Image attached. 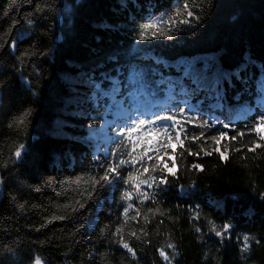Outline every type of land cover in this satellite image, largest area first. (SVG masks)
I'll return each instance as SVG.
<instances>
[{
  "label": "trees",
  "instance_id": "obj_1",
  "mask_svg": "<svg viewBox=\"0 0 264 264\" xmlns=\"http://www.w3.org/2000/svg\"><path fill=\"white\" fill-rule=\"evenodd\" d=\"M66 2L16 0L9 9L10 0H0V44L4 45L0 48V83L4 84L0 164L9 159L17 143H25L29 153L15 167L10 164L7 170L0 168L5 179L0 199L3 264H32L36 256L44 264H166L158 249L163 246L169 256H174L167 248L168 242L174 243L179 253L171 264H264V202L258 195L264 192V148L248 152L245 146L256 140L255 135L237 136L238 131L247 132L255 118L264 113V107L253 93L234 100L242 87L239 83L235 88L225 85L227 102L224 106L220 102V107L215 106V100H204L203 93L193 97L170 88V83L182 78L181 66L194 57L215 58L225 68L235 67L248 57L264 62V0H211L194 31L177 33L173 39L159 38L144 46L141 62L150 69L147 80L170 90L167 107L155 108L153 113L160 115L177 104L186 112L200 110L188 112L198 119L195 126L185 123L181 129L184 147L173 139L175 151L168 148L167 157L159 152L176 176L166 173L167 185L144 186L143 191L151 198L141 202L134 195L127 216L123 213L129 202L121 199L127 186L122 183L100 189L92 200L85 201V209L72 211L75 201L82 200L80 193L90 188L91 179L103 175L101 166L113 163L112 154L119 145L118 140L113 143V138L122 124L113 121L109 108L107 112L103 107L92 111L85 105L86 93L79 97L78 104L76 85L66 74L73 72L71 64L85 70L106 64L112 70L114 65L106 63L108 57L119 53L124 59L130 58L136 53L138 26L150 14L159 16L169 11L175 0H125V6L120 0H80L71 15L63 10ZM38 7L43 11H37ZM28 19L34 24L28 25ZM102 24L109 25V29L104 30ZM13 39L19 41L15 51L8 46ZM25 52L48 54L25 56ZM34 67L41 77L34 74ZM17 69L40 90L37 97L21 88L24 81L19 79ZM29 107L34 113L28 135L24 136L9 124ZM81 110L84 115L78 114ZM101 115L103 118H97ZM220 131H226L227 136L216 145L211 137ZM168 132L174 136L175 128L169 127ZM233 136H237L235 141L230 139ZM157 141H164L163 133L150 134L137 144L138 157L142 147H148V154L153 156L145 166L157 163ZM217 146L227 160L214 151ZM237 148L241 151H234ZM186 149L199 155H190ZM118 151L131 159L126 148L119 147ZM144 159L147 161V157ZM194 164L201 165L203 171L194 169ZM127 170L126 166L124 176ZM135 171H140L139 163ZM152 175L159 182V170ZM145 177L148 174L141 179ZM20 204L25 205L24 209ZM59 215L67 218L46 223ZM212 223L217 231L224 223L233 225L231 239L225 235L221 243L211 231ZM117 228L136 250L135 257L116 243L118 237L113 233ZM132 232L141 239L132 237ZM244 234L252 238L248 259H242L240 252ZM5 245L15 249V254L6 253Z\"/></svg>",
  "mask_w": 264,
  "mask_h": 264
},
{
  "label": "snow or ice",
  "instance_id": "obj_2",
  "mask_svg": "<svg viewBox=\"0 0 264 264\" xmlns=\"http://www.w3.org/2000/svg\"><path fill=\"white\" fill-rule=\"evenodd\" d=\"M28 3H32V0H27ZM80 0H67L63 4V10L71 15L74 11L75 5L79 4ZM121 6H125V0H120ZM16 3V0H10L9 9L12 5ZM207 4H211V0H175V5L169 11L155 16L150 14L146 18V22L140 24L137 28V48L136 53L133 54L130 58L124 59L119 53L113 54L108 57L106 63H111L114 65L112 70H108L105 65H96L93 68L85 70L82 66L71 64L70 67L73 69L72 73H67L66 75L72 80V83L76 85L75 88V98L77 103H80L79 97L82 93H86L83 96V103L87 105L92 111H97L99 108L103 107L105 112L108 108L115 107L117 105L123 106L127 103L128 99L134 96L135 92L138 89H143L148 86L147 79L150 77V69L147 65H144L141 62V53L144 49V46L156 39L167 38L173 39L177 33L180 32H192L197 27H199L200 22L204 18V13L208 11L206 7ZM37 11H43L41 8H37ZM5 16L8 15L6 10L4 13ZM16 23L15 21L13 22ZM28 25H33L34 20L28 19ZM104 30L109 29V25L102 24ZM23 35V34H22ZM17 39L11 40V43L8 45L13 51L17 47ZM143 42V43H141ZM4 45L0 44V48H3ZM41 55L47 56L48 53H28L25 52L23 55ZM23 65L21 64V68ZM182 69V78L176 82L170 83V88L175 91L179 89V92L184 95H190L193 97H200L203 93L204 100H215V106L220 107L221 101H227V88H235L236 83H239L242 87L236 92L233 97L234 100H238L242 94L253 93L257 96V102L264 107V62H256L251 57L243 58L242 61L232 68H225L219 61L215 58H192L186 64L181 66ZM19 72V79L23 80L24 83L21 84V88L27 90L31 93L33 97L39 95V89L37 86L32 84L27 77L24 76L23 72L20 69H17ZM34 74L37 77H41V73L38 68L34 67ZM76 77L77 79H72ZM254 86V87H253ZM4 88V84L0 83V90ZM33 89H36L35 91ZM155 96L156 93H153ZM201 107L203 102L201 101ZM198 108L189 109L190 111H199ZM186 112L184 107H180L179 104L175 105L170 111L162 112V114L157 115L152 113L151 118H146L145 113H138L135 116H129L127 120L123 122L122 125H118V131L116 136L113 138V143L119 141V147H124L127 149L126 155L131 157V159H125V153H119L118 149L116 153H113V163H110L106 166H101L103 169V175L99 178L93 177L90 181V188H86L84 192L80 193L82 200L75 201V206L72 207L73 212H79L80 209H85V201L92 200L93 194L98 192L100 189H104L106 186L111 188L116 183H122L127 187L121 193V199L129 202L128 206L124 208V215L127 216L129 209L132 207L131 201L133 197L140 199L141 202L144 200L150 199L151 197L147 195L143 188L147 186L158 187L159 184H168V175L176 176V172L173 168H169L165 160H163L159 152H163V156H169L168 148H171L175 151L176 145L172 143L175 139L181 147H184V142L181 139V129H183L185 123L194 124L195 120L198 117H193ZM34 109L25 108L19 115L12 118L9 128H14L16 132L23 133L24 136L28 135V128L32 123L31 117L33 116ZM79 115H84L85 112L81 110ZM184 117H187L184 119ZM103 118V115L97 117ZM157 123L164 126V141L160 144V148L156 150V161L157 163L149 166H145L148 161L153 160V156L149 155V148L142 147L140 156L136 155L137 144L140 142V133H151L156 132ZM202 125L208 126L207 122H201ZM195 126V124H194ZM91 128V125L86 126ZM175 128V135H171L168 132V128ZM224 128H229V125H223ZM255 135L256 140L252 142L250 146H245L248 149V152L255 153L257 148H264V113L258 115L251 126L247 127V132L238 131L237 136L244 137L245 135ZM134 136L136 139H134ZM200 136H204V132L201 131ZM227 136L226 131H220L218 136H212L211 139L220 145V143ZM237 136H233L230 139L235 141ZM193 140H198V137H192ZM87 142V138H85ZM190 155L198 156L199 153H192L190 149H186ZM214 151L219 154V157L222 160H227L228 157L223 151H220V148L217 146L214 148ZM234 151L240 152L241 149L237 148ZM27 145L25 143H17L14 147V150L11 152V155L8 160L3 161L0 164V168L5 170L9 169V165L15 167L18 163L23 162L24 156L28 155ZM206 155H211L212 153L206 152ZM144 157H147L145 161ZM118 158V163L115 162ZM140 164V171H135V165ZM175 165V161H172ZM127 166V175L124 176L123 172ZM194 169H199L203 171L201 165L194 164L192 165ZM159 170L161 173V179L159 182L156 181V177L152 175L153 172ZM167 173V174H166ZM144 174H148V177L141 179ZM151 180V182H150ZM5 183L3 175H0V184ZM77 185L80 183V178L76 180ZM88 183V182H86ZM183 188V186H181ZM37 192L40 191L39 188L35 189ZM59 195V194H57ZM259 198L264 202V192L258 193ZM15 199V197H13ZM19 207L24 209L25 205L20 204ZM69 205H64V208H68ZM199 208V205L196 206ZM247 211H251L250 209ZM67 217L65 215L53 216L51 219L47 220L46 223H52L53 220H64ZM198 218V217H197ZM147 219V218H145ZM44 227V225H41ZM84 227V225H81ZM233 225L229 223H224L222 230L217 231L216 225L212 223L211 231L215 233L216 237L220 238L221 243L223 242L225 235L231 239V232ZM120 228H117L116 233L113 235L117 236L118 243L123 249H126L133 257L136 256V250L133 249L130 244L120 235ZM200 229H197L199 232ZM141 232L144 236H147V233L144 232V229H141ZM135 239L139 240L141 237L137 235L136 232L130 234ZM251 240L252 238L248 234L243 235V243L240 247L241 258L248 259L250 258L251 250ZM150 243V241H147ZM255 243H259L258 240ZM167 248L171 249L174 253V256H169L165 252L164 247L158 249L160 257L166 262V264H171L172 260L179 253L176 251V245L174 243L168 242ZM4 250L6 253L15 254V249L5 245ZM248 254V255H245ZM208 255L205 254V261H207ZM0 264H3V261L0 260ZM23 264V261L20 262ZM32 264H44V261L36 256L32 260Z\"/></svg>",
  "mask_w": 264,
  "mask_h": 264
},
{
  "label": "water",
  "instance_id": "obj_3",
  "mask_svg": "<svg viewBox=\"0 0 264 264\" xmlns=\"http://www.w3.org/2000/svg\"><path fill=\"white\" fill-rule=\"evenodd\" d=\"M1 100H2V93H1V90H0V106H1ZM3 193H4V183L3 184H0V199L3 196Z\"/></svg>",
  "mask_w": 264,
  "mask_h": 264
}]
</instances>
